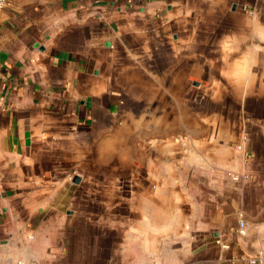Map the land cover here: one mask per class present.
<instances>
[{
	"label": "crops",
	"instance_id": "crops-1",
	"mask_svg": "<svg viewBox=\"0 0 264 264\" xmlns=\"http://www.w3.org/2000/svg\"><path fill=\"white\" fill-rule=\"evenodd\" d=\"M250 13L264 24V0L0 10V264H149L152 198L195 225L192 247L163 264H251L264 241V52L246 84L222 75L259 42ZM225 34L243 41L227 63ZM138 176L142 219L131 202L118 222L117 181Z\"/></svg>",
	"mask_w": 264,
	"mask_h": 264
},
{
	"label": "rangeland",
	"instance_id": "rangeland-1",
	"mask_svg": "<svg viewBox=\"0 0 264 264\" xmlns=\"http://www.w3.org/2000/svg\"><path fill=\"white\" fill-rule=\"evenodd\" d=\"M183 92L185 91H181L182 94ZM183 104L188 103L182 102V105ZM137 108L141 109L140 107ZM165 117L167 118L166 115ZM137 178L138 179L133 180L132 182H125L121 180L117 181L116 217L118 222L124 221L126 218L129 220L130 209H125V207H130L131 202L133 203L134 208L132 213V221L139 222L142 219L140 212V198L135 197L136 195L140 194L142 182L140 180V176ZM144 189H146V187H144ZM148 190L152 192V194L155 192V188L151 184L149 185ZM127 191H132L130 193H132L134 197H125V193ZM152 199L153 200L150 199V202L152 201L153 204H150L148 216L144 215V221L148 222L149 236L154 241L152 249V257L154 258L149 261V264H163L162 260L160 259L162 258L164 252L179 253L181 251L183 253V251H187L192 247V240L195 238V236L190 232V229H192L195 225L194 223H188L189 221L186 220L187 214H175L172 212V209L165 206L162 201H158L157 198ZM173 223H178L179 225L174 226ZM165 263L172 264L171 257L168 255H166ZM117 264H123V262L118 261Z\"/></svg>",
	"mask_w": 264,
	"mask_h": 264
},
{
	"label": "clouds",
	"instance_id": "clouds-1",
	"mask_svg": "<svg viewBox=\"0 0 264 264\" xmlns=\"http://www.w3.org/2000/svg\"><path fill=\"white\" fill-rule=\"evenodd\" d=\"M252 19L250 26L253 27V36L259 41L252 48L241 54L230 66L229 70L222 72V75L235 81L237 84H246L252 75V69L258 62L259 53L264 52V24L260 22L259 15L250 13ZM243 41L234 34H225L219 41V48L223 54V59L227 63L229 56L239 51V45Z\"/></svg>",
	"mask_w": 264,
	"mask_h": 264
},
{
	"label": "built area",
	"instance_id": "built-area-1",
	"mask_svg": "<svg viewBox=\"0 0 264 264\" xmlns=\"http://www.w3.org/2000/svg\"><path fill=\"white\" fill-rule=\"evenodd\" d=\"M10 0H0V10L5 8ZM243 11L250 12L251 10L247 6L242 7ZM262 231H263V239H264V221L262 223ZM239 234H243L245 232V221L243 219L239 220ZM264 262V241L261 248L257 251V254L250 259L251 264H261Z\"/></svg>",
	"mask_w": 264,
	"mask_h": 264
},
{
	"label": "water",
	"instance_id": "water-1",
	"mask_svg": "<svg viewBox=\"0 0 264 264\" xmlns=\"http://www.w3.org/2000/svg\"><path fill=\"white\" fill-rule=\"evenodd\" d=\"M76 179L78 180V177Z\"/></svg>",
	"mask_w": 264,
	"mask_h": 264
}]
</instances>
